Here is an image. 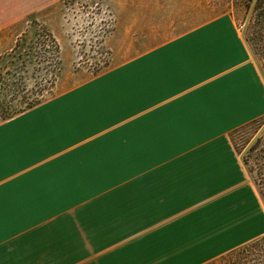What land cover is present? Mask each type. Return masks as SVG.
<instances>
[{"label":"crops","instance_id":"obj_1","mask_svg":"<svg viewBox=\"0 0 264 264\" xmlns=\"http://www.w3.org/2000/svg\"><path fill=\"white\" fill-rule=\"evenodd\" d=\"M130 1L137 25L141 24L140 11L146 16V24L153 26L186 22L181 17L165 21L157 16L148 22L151 4L153 9L164 10L165 3L180 0ZM154 34L151 38L155 44L81 86L87 97L84 117H119L115 123H120L121 129L114 134L120 142L114 149L105 151V141L99 136V140L76 148L61 145L65 150L59 153L57 105L64 104L65 97L45 107L37 104L0 124L1 235L36 232L40 228L35 219L64 213L66 224L79 234L88 252L106 251L127 241L119 257L130 264H198L195 259L210 258L217 250L233 248L235 242L247 238L241 234L246 233L243 226L249 218V200L244 202L249 188L242 186L246 176L241 162L229 144L215 143L201 149L187 147L183 139L200 136L196 130L199 117H235L249 112L235 109L234 99H244L249 89L233 88L232 68L235 60H243L244 49L250 52L249 44L241 34L234 33L227 17L159 37ZM111 151L118 154L117 158L113 156L117 169L151 171L147 179L151 197L136 208V203L129 202L128 216L86 204L64 212L54 209L58 197L56 193L47 194L53 183L51 177L49 181L43 179V170H57L58 156H64L66 167L61 168L73 169V165L103 162V154ZM100 199L93 194L76 200ZM67 200L75 201L73 197ZM43 202L49 208H43ZM195 205L198 210L186 213ZM20 218H34V223L26 228L23 222L11 221ZM127 227V236H122L121 231ZM95 229L97 236L90 237ZM141 244L144 248L134 251Z\"/></svg>","mask_w":264,"mask_h":264},{"label":"rangeland","instance_id":"obj_2","mask_svg":"<svg viewBox=\"0 0 264 264\" xmlns=\"http://www.w3.org/2000/svg\"><path fill=\"white\" fill-rule=\"evenodd\" d=\"M250 2L253 5L255 0H180L165 3L164 10L153 9L151 4L148 22H152L153 16L165 21L169 17L186 20L180 26H153L146 24V16L141 15V11L138 16L141 24H135V11L131 10L130 0H0V124L37 104L42 103L45 107L65 97L64 104L57 105L58 125L61 127L57 132L59 153L67 147L76 148L99 140V136H103L100 139L105 141V151L108 147L114 149L120 142L118 134H114L121 129L120 123H115L119 117H84L87 97L83 95L82 84L112 71L129 56L155 44L151 38L153 33L159 37L161 33H174L198 23L227 17L233 23L234 33L241 34L247 41ZM143 13L146 14L145 10ZM249 47L250 52L244 49L243 60L240 63L235 60L232 67L233 88L243 86L249 89L244 99H234L235 109H248L249 112L235 114V117H199L196 130L200 136L183 139L187 147L201 149L215 143L229 144L246 176L242 186L249 188L248 198L244 200H249L246 205L249 218L243 226L248 235L241 234L247 238L235 242L233 248L217 250L210 258L195 259L200 261L198 264H253L264 258V186L259 164L264 149V67L259 56ZM98 130L102 132L92 137ZM210 132L215 136H205ZM79 137L83 139L78 143ZM260 137L262 142L255 149L254 144ZM103 156V162L73 165V169L61 168L66 164L64 156H58L57 170H43V179L49 181L51 177L53 183L50 190L47 188V194L56 193L58 197L54 209L64 212L71 206L76 209L86 204L96 210L105 208L128 216L129 202L136 203V208L137 204H143L151 197L147 192L151 171L117 169V163L113 161V156L118 157L116 152ZM121 165L130 167L129 163ZM196 181L201 182V179ZM45 193L46 190L43 197ZM93 194L101 199L91 202L76 200L82 195ZM69 197L75 201L67 200ZM46 203L43 202V208H49ZM198 208L195 205L186 209V213ZM35 220L40 228L36 232L0 234V242H4L3 246L0 245V264H130L119 257L128 243L125 240L106 251L95 249L88 252L79 234L66 224L64 213L56 218ZM11 221L23 222L22 225L28 228L34 218ZM211 222L214 223V218ZM127 231L128 227L124 228L122 236H127ZM96 232L97 229L89 236H97ZM94 244L98 245V242ZM144 246L137 245L134 251Z\"/></svg>","mask_w":264,"mask_h":264},{"label":"trees","instance_id":"obj_3","mask_svg":"<svg viewBox=\"0 0 264 264\" xmlns=\"http://www.w3.org/2000/svg\"><path fill=\"white\" fill-rule=\"evenodd\" d=\"M248 12H250V15L247 25V32H248L247 41L254 50V52L261 59L264 67V0H255L253 5L250 2L248 4ZM49 36H51V34ZM52 41L53 43L56 44V40L54 38H52ZM261 142H262V138L260 137L254 144L255 149L259 146ZM259 164H260V170L262 172L261 181L263 182V186H264V149L262 150ZM253 264H264V258L258 259Z\"/></svg>","mask_w":264,"mask_h":264}]
</instances>
